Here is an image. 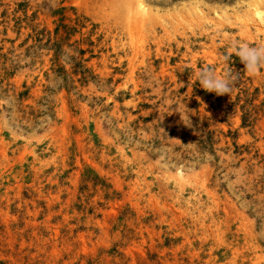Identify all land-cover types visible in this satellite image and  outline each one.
Wrapping results in <instances>:
<instances>
[{"label": "rangeland", "instance_id": "obj_1", "mask_svg": "<svg viewBox=\"0 0 264 264\" xmlns=\"http://www.w3.org/2000/svg\"><path fill=\"white\" fill-rule=\"evenodd\" d=\"M129 1L0 0V264H264V0Z\"/></svg>", "mask_w": 264, "mask_h": 264}, {"label": "clouds", "instance_id": "obj_2", "mask_svg": "<svg viewBox=\"0 0 264 264\" xmlns=\"http://www.w3.org/2000/svg\"><path fill=\"white\" fill-rule=\"evenodd\" d=\"M234 54L244 64V71L251 75H257L264 70V43L250 45L244 42H234L231 45ZM225 60L229 59L225 56ZM238 77L232 72H227L223 76L216 74L215 68L203 67L196 74V79L200 86L207 92L215 93L217 96L229 95L232 85Z\"/></svg>", "mask_w": 264, "mask_h": 264}, {"label": "bare ground", "instance_id": "obj_3", "mask_svg": "<svg viewBox=\"0 0 264 264\" xmlns=\"http://www.w3.org/2000/svg\"><path fill=\"white\" fill-rule=\"evenodd\" d=\"M127 12L129 14V22H131L135 28H138V30L143 28L144 20L148 19V15H150L148 9L144 5L143 0H130L128 3ZM256 15L258 18H260V11H256Z\"/></svg>", "mask_w": 264, "mask_h": 264}]
</instances>
